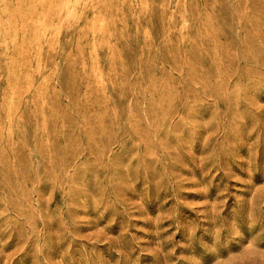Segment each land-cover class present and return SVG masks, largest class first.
Here are the masks:
<instances>
[{
	"label": "rangeland",
	"instance_id": "1",
	"mask_svg": "<svg viewBox=\"0 0 264 264\" xmlns=\"http://www.w3.org/2000/svg\"><path fill=\"white\" fill-rule=\"evenodd\" d=\"M0 264H264V0H0Z\"/></svg>",
	"mask_w": 264,
	"mask_h": 264
},
{
	"label": "bare ground",
	"instance_id": "2",
	"mask_svg": "<svg viewBox=\"0 0 264 264\" xmlns=\"http://www.w3.org/2000/svg\"><path fill=\"white\" fill-rule=\"evenodd\" d=\"M62 4V3H61Z\"/></svg>",
	"mask_w": 264,
	"mask_h": 264
}]
</instances>
